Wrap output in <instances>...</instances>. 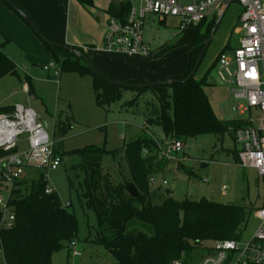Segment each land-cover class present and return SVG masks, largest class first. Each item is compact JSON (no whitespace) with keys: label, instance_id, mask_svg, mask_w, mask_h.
<instances>
[{"label":"trees","instance_id":"16d2710c","mask_svg":"<svg viewBox=\"0 0 264 264\" xmlns=\"http://www.w3.org/2000/svg\"><path fill=\"white\" fill-rule=\"evenodd\" d=\"M12 1L24 11L16 1ZM77 1L84 6H94L96 0ZM108 12L124 19L129 12V5L114 2ZM215 21L216 17L207 24L204 21L197 26L187 74L177 78V83L152 89L158 104L145 102L144 105L140 98L146 90L113 86L106 82L110 78L101 72L93 73L74 55L67 53L70 56L61 64L55 48L44 44L48 54L55 59L54 63L60 64L63 71L93 74L99 106L111 108L123 100L124 91H133L135 96L126 103V107L133 112L141 106L145 107L144 130L156 126L166 138L181 141L202 135L233 136L234 129L242 124L237 120L225 121L217 117L205 92V88L212 85L210 71L200 80L194 78L183 82L195 66ZM230 47L229 42L222 52ZM76 48L85 54L82 48ZM172 48L163 46L158 56ZM216 64L217 60L209 70L215 68ZM17 73L18 66L0 47V80L8 75L16 76ZM13 110L14 107H0V115ZM122 150L123 164L129 173L123 176V182L119 184L102 170L101 159L108 153L105 149L89 146L76 151L83 163L73 168L85 174L76 190L84 201L83 208L93 211L97 217L99 228L95 242L109 252L116 264H173L181 258L186 264H197L210 253L209 243L244 239L256 208L220 204L207 199L178 201L160 187L154 188L150 184L151 177L158 178L165 174L170 163L159 157L157 145L147 131L140 138L125 144ZM144 150H147V155H144ZM15 151L0 150V159ZM113 154L116 155L115 152ZM234 160L239 164L237 152ZM31 171H37L38 176L31 178L26 172L19 180L17 189L10 194L9 207L16 216L14 227L10 230L0 229V253L5 264H53V254L68 249L78 234L75 216L69 208L64 207L59 195L45 193L49 185L47 172L37 169ZM77 177L80 176L77 174ZM132 185L139 193L137 198L132 197L127 190ZM1 186L0 178V190ZM70 187H75L72 181ZM1 218L0 210V224ZM195 255L196 258L193 257Z\"/></svg>","mask_w":264,"mask_h":264},{"label":"rangeland","instance_id":"374dc122","mask_svg":"<svg viewBox=\"0 0 264 264\" xmlns=\"http://www.w3.org/2000/svg\"><path fill=\"white\" fill-rule=\"evenodd\" d=\"M110 1L96 0L94 6H86L88 7L86 9L94 15L97 14L96 16H99L98 12L101 11L103 18L107 19L105 10ZM259 1L264 4V0ZM239 13L240 5L235 1L229 6L198 71L199 73L207 68L206 71H210L209 79L214 83L207 88L206 93L219 117L221 110H224L223 118L226 121L239 118L232 112L234 101L229 97L231 85L221 82L216 67L209 69L229 42L231 47L226 52L229 53L231 49L237 47L236 27ZM10 16L13 20L17 18L22 22L35 36L37 43L29 47L27 43L23 44L25 42L19 34H12V41L5 44L8 55L12 56L18 66L20 77L8 76L0 82V106L20 102L37 113L39 122L56 142L57 151L63 158L60 167L48 173V183L57 191L64 204H70L69 211L74 214L78 223L75 241L82 256L75 258L73 252L65 248L53 254V264H116V260L109 252L95 242L99 225L95 213L83 208L84 201L80 199L76 190L79 183L84 180L85 174L73 170L83 163V159L75 152L89 146L107 150L108 153L100 162L102 170L104 173L108 172L116 184H119L123 182V176L129 173L123 164L122 148L125 144L140 138L145 131L158 140L169 138H166L156 126L144 130L145 107L141 106L134 112L126 107V103L135 96L133 91H124V98L120 103L113 104L111 108H103L97 103L93 74L81 75L77 72L63 71L61 65L57 63L56 67L61 72L59 77L54 76V69L44 71V67L54 63L55 59L48 54L46 45L20 14L0 0V29L3 30L4 23L9 26L8 31L15 26L11 27ZM177 27V20L173 18H168L165 24L150 20L147 22L146 37L152 42L154 51L162 44L173 47L158 63L159 69L165 74L180 71L181 74H185L188 71L189 54L197 26L183 33H179ZM152 28L155 30L153 33ZM64 54L67 58L70 56L69 53ZM63 60L60 59L61 64ZM25 73L32 75L34 79L35 87L28 84L30 90H35L30 96L22 91ZM198 73L195 78H199ZM40 77L42 79L38 82ZM13 94L15 95L11 97ZM140 102L144 105L145 102L158 104L152 89L142 94ZM19 143L20 152L28 149L26 136L21 137ZM183 143L184 149L179 154L181 162H171L167 172L157 178L154 188L160 187L163 191L171 193L173 199L178 201L207 199L220 204L254 208L264 205V180L255 169L243 168L235 163L234 155L240 150V146L236 144L232 135L225 134L220 137L202 135ZM77 174L80 177H77ZM27 175L36 178L38 173L30 170ZM163 180L168 182L167 186H162ZM71 181L75 185L74 188L70 187ZM223 187H227V191H222ZM257 226L258 221L252 218L244 239L249 238ZM213 244L214 242L209 243L210 246ZM193 257L196 258V255ZM0 264H5L1 253Z\"/></svg>","mask_w":264,"mask_h":264},{"label":"built area","instance_id":"2783aa9c","mask_svg":"<svg viewBox=\"0 0 264 264\" xmlns=\"http://www.w3.org/2000/svg\"><path fill=\"white\" fill-rule=\"evenodd\" d=\"M225 0H116L127 3L129 12L124 19L109 13L106 24L103 50L108 53L127 54L150 58L155 54L146 41L147 21L154 18L159 23L168 18L177 20L179 33L196 27L212 16L216 17ZM241 8L236 27L237 47L222 52L217 58L216 70L221 82L231 85L234 100L232 111L242 126L234 129L233 137L240 146L239 166L255 169L264 180V4L259 0H236ZM212 18V19H213ZM54 69V76H60L55 63L44 67V71ZM159 157L171 162H181L179 154L184 143L177 139L158 140ZM27 137L28 149L20 152V138ZM56 143L39 122L37 113L23 104H16L9 114L0 115V150L15 152L0 159V229L14 227L16 216L9 207L10 194L17 189L18 182L31 169L48 173L57 170L63 159L55 151ZM144 150V155H147ZM157 177H151L154 185ZM206 182V180H205ZM166 180L162 185L167 186ZM222 191H227L223 187ZM45 193L58 194L47 186ZM69 208L70 204H64ZM254 218L258 226L252 235L243 240H222L209 245L210 253L197 264H264V205L256 208ZM75 258L82 252L74 240L69 245ZM173 264H186L184 258Z\"/></svg>","mask_w":264,"mask_h":264},{"label":"crops","instance_id":"0c3cea01","mask_svg":"<svg viewBox=\"0 0 264 264\" xmlns=\"http://www.w3.org/2000/svg\"><path fill=\"white\" fill-rule=\"evenodd\" d=\"M14 1H16L21 6V8L26 12V14L32 20V22L40 30V32L42 31L47 36L62 41L70 46L82 48L85 54L92 60L94 65H96V68L100 70L98 71L104 74L105 76L112 78L113 80H117L124 83H131V84H145V83H152L157 81L174 80L177 78L184 77L187 74V72L185 74H181V71L177 73L165 74L162 73L163 70L159 69L158 63L163 60V57L165 55L163 54L161 56H158V53L159 50L167 44H162L161 46L160 45L157 46L158 48L155 50V54L150 58H144L142 56H130L122 53L121 54L108 53L103 50V41H104L106 24L109 15L108 9L111 3L114 2L117 3L116 0H111L107 9L105 10V13H107V19L103 18V14L101 13V11L98 12L99 13L98 15L100 17L96 16L97 14L95 15L92 14L86 9L88 7L82 5L77 0H14ZM240 12H241V8H240ZM213 17L214 16L210 17L206 22V24L209 23ZM10 19L12 21L11 27L13 25L15 26L12 27L10 31H8L9 26L6 25V23H4L3 30L0 29V42L4 40L2 43H0L1 45L0 47L7 54V56L11 57V59L14 61L12 56L8 55L7 49L5 47V44L7 45L9 42L12 41L13 39L12 34H19V36L23 38V42H25L23 44L26 45L27 43L29 47L35 45L37 42L34 38L35 36L32 34V32H30V30H28L26 26H24V24H22V22H20L17 18H15L16 20H13L11 17ZM149 20L154 23L158 22L154 18H151ZM166 21L161 22L160 24H165ZM147 30L148 28L146 24L145 38L147 42L152 44L150 40H147L146 37ZM154 31L155 30L152 28L151 32L153 33ZM55 50L60 52V53L56 52L57 56L60 59L67 58V55L65 56L62 50L61 51L59 49H55ZM189 62H190V54H189ZM207 69L199 72L198 73L199 78L196 79L200 80L207 73L208 71ZM8 76H12V75H8ZM6 77L1 79L0 82L5 80ZM15 77H20V75L17 73ZM24 77L25 78H24L22 91L24 92L25 95L30 96L32 93H35V90L34 89L33 91L30 90L28 84H31L35 87V84L33 83L34 79L32 75L27 73H25ZM41 79L42 78L40 77L38 79L39 81L38 80L37 81L40 82ZM211 82L213 85L214 82L213 81ZM46 83H50V82H46ZM208 87L205 88V92ZM14 95L15 94L11 95V97ZM229 97L233 99L232 95H229ZM16 104H21V103L16 102L12 105L0 106V107H14ZM215 113L217 115L216 111ZM219 114L220 117L219 115H217V117L221 120H225L223 118L224 110H221ZM236 119L237 118H233L231 120H236ZM55 150L57 154L62 157V155L57 151V148H55Z\"/></svg>","mask_w":264,"mask_h":264},{"label":"water","instance_id":"95a60500","mask_svg":"<svg viewBox=\"0 0 264 264\" xmlns=\"http://www.w3.org/2000/svg\"><path fill=\"white\" fill-rule=\"evenodd\" d=\"M10 6L13 7V9L20 14V16L30 25V27L32 28V30L40 37V39L47 45L55 48V49H59L62 50L66 53H69L71 55H74L76 59H80L84 62V64L86 66H88L93 73L95 74H99L98 69L96 68V66L94 65V63L92 62V60L86 55L84 54L82 51H80L79 49H77L75 46H70L68 44H62V43H58L56 41H53L49 38H47L43 33L40 32V30L37 28V26L32 22V20L29 18V16L20 9V7H18L17 5L14 4V2L12 0H5ZM236 0H225L216 16V21H215V25L212 29V32L208 38V40L205 43V46L195 64V66L193 67L192 71L190 72V74L187 76V78L183 81L184 83L189 82L190 80L194 79L200 69V66L203 62L204 56L206 51L208 50L210 44L212 43L214 36L229 8V6L234 3ZM107 83L113 85V86H118V87H123V86H131L133 88L139 89V90H148V89H153L156 88L158 86H162V85H172L174 83H177L178 80L174 79V80H168V81H160V82H152V83H145V84H126L124 82H120L117 80H113V79H107L106 80ZM128 192L129 194L134 197L137 198L139 196V193L137 191V189L135 188V186H129L128 187ZM169 194V192H168Z\"/></svg>","mask_w":264,"mask_h":264}]
</instances>
